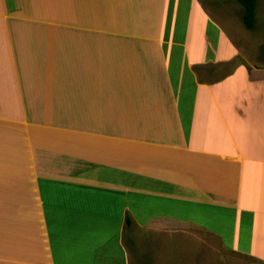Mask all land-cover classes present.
Instances as JSON below:
<instances>
[{
	"label": "crops",
	"instance_id": "crops-1",
	"mask_svg": "<svg viewBox=\"0 0 264 264\" xmlns=\"http://www.w3.org/2000/svg\"><path fill=\"white\" fill-rule=\"evenodd\" d=\"M228 5L0 0V264H264V60Z\"/></svg>",
	"mask_w": 264,
	"mask_h": 264
},
{
	"label": "rangeland",
	"instance_id": "rangeland-1",
	"mask_svg": "<svg viewBox=\"0 0 264 264\" xmlns=\"http://www.w3.org/2000/svg\"><path fill=\"white\" fill-rule=\"evenodd\" d=\"M223 9L225 15L220 19L242 45H247L250 55L255 61L264 60V0H255L254 22L251 28H246L241 20L242 7L235 0ZM217 264H239L234 259L217 258ZM226 260V261H225Z\"/></svg>",
	"mask_w": 264,
	"mask_h": 264
},
{
	"label": "trees",
	"instance_id": "trees-1",
	"mask_svg": "<svg viewBox=\"0 0 264 264\" xmlns=\"http://www.w3.org/2000/svg\"><path fill=\"white\" fill-rule=\"evenodd\" d=\"M242 7L241 20L246 28H251L254 22L255 0H235Z\"/></svg>",
	"mask_w": 264,
	"mask_h": 264
}]
</instances>
